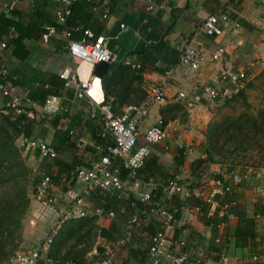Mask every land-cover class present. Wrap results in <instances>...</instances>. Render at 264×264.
Here are the masks:
<instances>
[{
    "label": "crops",
    "instance_id": "obj_1",
    "mask_svg": "<svg viewBox=\"0 0 264 264\" xmlns=\"http://www.w3.org/2000/svg\"><path fill=\"white\" fill-rule=\"evenodd\" d=\"M3 2L13 3L12 9L2 8ZM54 8L50 0H0V82L12 93L37 102L29 111L30 136L56 151L54 164H50L53 160L18 147L25 162L38 165V176L28 194L29 207L34 206L33 187L40 176L50 173L51 192L64 199L55 182L65 167L89 166L112 144L103 125L96 126L94 116L99 112L90 97L108 104L114 115L128 112L137 121L134 149L145 146L148 154L133 180L124 169L119 170L121 189L90 190L85 197L88 209L100 207L102 213L62 223L52 241L67 224L66 241L59 248H52L51 241L40 251L37 264H100L102 259H108V264H154L153 254L142 244L155 232L171 243L185 240L182 249L188 263L200 259V264H220L225 256L227 264H264V169H246L242 171L246 178L235 182L225 164L201 161L205 126L223 100H210L202 94L191 107L183 100H170L178 91L188 93L192 88L217 84L220 71L244 70L249 77L264 67V0H76L69 6L65 27L72 39H79L82 29L106 38L104 46L112 59L101 77L93 75L90 65L69 56L64 25L55 20ZM224 9L238 25H223L219 20V35L204 34L203 19L218 16ZM48 26H53V33L47 32ZM183 45L201 53L196 69L178 62ZM216 46H222L223 52L210 60ZM124 59L137 66L124 64ZM64 67L89 80L90 97H78L75 85L65 84L58 75ZM151 85L161 86L165 99L150 103L146 115L137 116L130 107L146 102ZM50 98L58 106L54 112L47 111L44 104ZM5 101L0 97L3 114ZM159 122L166 127V136L160 142L146 143L144 131ZM200 165L206 167L205 175L196 173ZM215 177L232 185L229 198L234 211L240 212L229 215L219 206L220 197L211 185ZM173 178L198 187L201 195L168 196L164 186ZM66 187L81 191L83 183L68 180ZM133 189L149 192L150 201L137 200ZM209 195L213 201L207 203ZM158 206L173 217H162L156 212ZM107 211L113 215L108 216ZM243 217L252 218L251 235L236 238ZM90 234L94 235L91 239ZM63 246L68 249L64 251Z\"/></svg>",
    "mask_w": 264,
    "mask_h": 264
},
{
    "label": "built area",
    "instance_id": "obj_2",
    "mask_svg": "<svg viewBox=\"0 0 264 264\" xmlns=\"http://www.w3.org/2000/svg\"><path fill=\"white\" fill-rule=\"evenodd\" d=\"M55 4L54 17L55 20L64 25L62 30L65 38V48L69 56L77 61L83 62L91 67L100 61H110L112 55L110 51L104 46L106 38L102 35H95L89 29L81 30V37L79 39H72L71 32L65 27L66 17L70 12L69 6L76 0H50ZM1 7L10 10L13 3L3 2ZM150 8V6H149ZM223 25H234L238 23L227 9H224L216 15L206 16L201 27L204 34L209 36H217L221 33V28L218 21ZM48 33H53V26L46 27ZM223 52L222 46H216L215 50L209 55L210 60L217 59ZM202 60L201 53L189 46L183 45L178 54V62L190 69H196ZM123 63L135 68L136 63H132L127 59ZM69 67H64L59 72V77L65 81V84H74L76 87V95L78 97L87 96L90 82L88 79H80L75 73H71ZM247 73L244 70L238 71H220L218 74V82L214 85H203L201 88H192L188 93L185 91H178L171 101L183 100L187 107H191L194 103L199 102L202 94H205L208 99L224 100L230 94L237 93L247 80ZM147 100L143 105L131 106L130 111L137 116H144L147 113L148 105L153 102L164 101V94L161 86L151 85L147 91ZM0 97L6 99L5 105L9 107L14 114L28 113L37 105V102L30 99L27 95L21 93H12L8 85L0 82ZM91 102L97 107L103 128L112 137V144L105 148V152L99 158L90 163L89 166L75 165L70 169L62 171L59 178L55 182V186L63 191L64 199L57 198L51 192L50 173L40 176L34 184L33 196L34 206L31 210V216L35 220L42 221L46 224L45 235L40 243L33 245L30 249L25 251L18 250L10 257V264H37L40 257V251L44 249L52 241L56 235L57 230L62 223L72 219H79L88 214L99 215L102 213L100 207L88 209L86 202V195L94 188H99L103 191L110 189H121L123 181L120 178L119 170L124 169L128 179H134L137 170L143 165L144 159L148 154L145 146H138L134 149L137 131L136 123L128 112H122L114 115L111 112L108 104ZM45 107L47 111L54 112L58 106L52 98L46 99ZM7 114V109L4 114ZM165 125L161 122L149 126L143 133V139L146 143L160 142L166 136ZM71 133V130L68 131ZM17 147L29 149L35 153L39 158L52 160L56 158V151L45 141L32 137L18 135L15 139ZM58 176V175H57ZM231 179L235 182L245 179L247 173L231 171ZM68 180L83 183L81 191H75L72 188L66 187ZM212 187L215 193L220 197L219 206L222 210L227 211L232 205L233 201L229 198L232 192V185L225 183L222 179L215 177L212 179ZM135 184V183H134ZM164 192L168 196L179 195L182 198L199 196L201 191L196 186H189L177 180L169 179L165 183ZM135 198L140 202L150 201L151 195L147 191H140L133 189ZM205 201H213L212 196H207ZM196 209H198L196 207ZM156 212L165 219L169 220L173 216L171 212L158 206ZM108 216L113 215V211H107ZM231 215V213H228ZM185 240H179L175 243L167 241L161 232L151 234L142 246L151 254H153L154 264H192L188 263L187 253L182 249ZM195 264H200L201 260L194 261ZM220 264H227L228 259L223 256L220 258ZM108 259H102L100 264H108ZM263 264V263H256Z\"/></svg>",
    "mask_w": 264,
    "mask_h": 264
},
{
    "label": "trees",
    "instance_id": "obj_3",
    "mask_svg": "<svg viewBox=\"0 0 264 264\" xmlns=\"http://www.w3.org/2000/svg\"><path fill=\"white\" fill-rule=\"evenodd\" d=\"M248 89L260 91L261 100L257 107H250L247 100ZM224 101L225 104L232 106L240 102L245 104V107L241 106V111L235 115H226L219 119L213 117L207 122L204 130L206 147L204 159L201 161L224 163L225 170L231 172L236 167V163L223 153L227 151L228 154H233L238 150L252 154L251 166L264 168V71L246 82L237 93L230 94ZM5 108L7 114L0 112V264L7 260L11 252L8 247L9 240L12 241L11 231L19 228L20 220L29 205L30 187L27 183L29 171L15 139L20 134L30 136L32 129V111L14 114L9 107ZM214 113L215 111L213 115ZM94 118L97 121L95 125L100 127L102 125L100 115L96 114ZM66 136L68 135L65 132ZM226 159L228 160L225 161ZM52 160L50 164H54L55 158ZM65 168V170L68 169V167ZM237 170L242 172L246 168L240 166ZM228 212L235 214L233 205ZM237 212L240 211L237 210ZM241 220L244 225L243 228L236 229V238L251 235L252 218L243 217ZM66 225L62 228L60 235L55 237L54 242H51L52 248H59L66 241L68 236Z\"/></svg>",
    "mask_w": 264,
    "mask_h": 264
},
{
    "label": "rangeland",
    "instance_id": "obj_4",
    "mask_svg": "<svg viewBox=\"0 0 264 264\" xmlns=\"http://www.w3.org/2000/svg\"><path fill=\"white\" fill-rule=\"evenodd\" d=\"M264 71V67L262 69H260L258 72L253 73L251 76H249L247 78V80L245 81L248 82L249 80L254 79L260 72ZM244 83V84H245ZM247 100L250 103V107H257V105L259 104L260 100H261V93L258 89H248L247 90ZM225 100V99H224ZM223 100V101H224ZM223 101H221L220 104H218L215 107V113L214 115H212V118H217L219 119L222 116H226V115H235L236 113H238L239 111H241V106L245 107V104L242 103H237L236 105L232 106V105H227L225 104ZM217 110V111H216ZM223 155H225L226 157H228V159H233V162L236 163V167L234 169H238V167L240 166H244V168L248 169L249 171H256L258 169H264L262 167H258V168H254L253 166H251L250 161L252 160V154H250L249 152L246 153H242L240 151H235L233 154H228L227 151H225V153H223ZM68 157V156H66ZM217 157V156H215ZM228 159H226L225 161H227ZM219 163V162H217ZM24 164L26 165L29 173H28V179H27V183L29 184V187L32 185V182L35 181V179L38 176V165H34L32 164H28L27 162L24 161ZM224 164V163H223ZM37 167V168H36ZM206 171V167L204 165H200V168H196V173L201 174V175H205ZM30 192V191H29ZM45 228H46V224L42 221L39 220H35L32 218L31 216V208L27 207L25 213L23 214L21 220H20V226L18 229H16L15 231H11V239L12 241L9 240V248L11 250L10 254L8 255L7 260L3 263V264H10L9 258L18 250H26L28 249L30 246H33L37 243H39L43 237V234L45 232ZM94 235L90 234L89 238H93ZM53 242V241H52ZM52 244V243H51ZM50 244V245H51ZM50 248V246H48ZM12 248V249H11ZM64 248V246H63ZM65 249L68 248H64L63 250L65 251ZM53 250V249H52Z\"/></svg>",
    "mask_w": 264,
    "mask_h": 264
},
{
    "label": "water",
    "instance_id": "obj_5",
    "mask_svg": "<svg viewBox=\"0 0 264 264\" xmlns=\"http://www.w3.org/2000/svg\"><path fill=\"white\" fill-rule=\"evenodd\" d=\"M109 61H100L98 63H96L93 68H92V73L94 76L96 77H101L107 69Z\"/></svg>",
    "mask_w": 264,
    "mask_h": 264
}]
</instances>
